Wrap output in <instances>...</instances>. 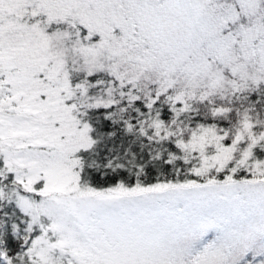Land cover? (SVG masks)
Instances as JSON below:
<instances>
[{
  "label": "snow or ice",
  "instance_id": "1",
  "mask_svg": "<svg viewBox=\"0 0 264 264\" xmlns=\"http://www.w3.org/2000/svg\"><path fill=\"white\" fill-rule=\"evenodd\" d=\"M0 264H264V0H0Z\"/></svg>",
  "mask_w": 264,
  "mask_h": 264
}]
</instances>
